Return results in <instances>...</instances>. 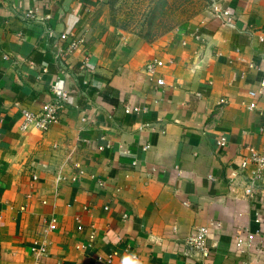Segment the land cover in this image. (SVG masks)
I'll use <instances>...</instances> for the list:
<instances>
[{"label":"crops","instance_id":"crops-1","mask_svg":"<svg viewBox=\"0 0 264 264\" xmlns=\"http://www.w3.org/2000/svg\"><path fill=\"white\" fill-rule=\"evenodd\" d=\"M221 8L147 43L109 25L106 0H0V264H194L184 241L201 226L215 245L203 264H264V227L249 252L233 245L258 230L255 209L264 225V184L250 200L228 179L247 147L264 152V0ZM68 32L85 39L71 53ZM60 76L58 122L20 131Z\"/></svg>","mask_w":264,"mask_h":264},{"label":"built area","instance_id":"built-area-1","mask_svg":"<svg viewBox=\"0 0 264 264\" xmlns=\"http://www.w3.org/2000/svg\"><path fill=\"white\" fill-rule=\"evenodd\" d=\"M231 12L224 10L221 7L214 8L213 16H225L230 17ZM22 17L25 21H36L38 20L37 9H29L23 12ZM41 20V19H40ZM230 20V18H229ZM228 20V21H229ZM48 36H53L51 30L46 31ZM61 41L65 42V53H71L77 50L81 45L85 43L83 35H77L74 32L63 33L59 36ZM3 59H8V57L3 56ZM163 63L161 61H154L146 66V73L153 79L156 75L158 68H161ZM156 85L163 86L164 81L157 79ZM261 87H264V80L260 83ZM52 100L41 106L38 113L31 112L28 109L21 111V123L19 129L22 132L35 129L38 131L45 132L59 120L60 114L65 109L66 105L70 101V93L66 90L65 77H57L51 86ZM258 95L255 92H250L249 96L255 97ZM226 104V100L220 99L217 102V109H221L223 105ZM254 105H251L253 108ZM137 108H127L125 113L138 112ZM227 144L225 137H220L216 139V145L219 148L225 147ZM147 147L143 148L145 151ZM246 154L242 158V161L237 168L229 175V182L231 185L240 183L243 186L244 194L248 199H254L264 184V152L258 151L253 147H247L245 149ZM254 222L259 226L258 230L251 232L248 227H243L240 234L233 239V245L235 250L239 253H247L253 249L255 240L258 235L263 233V220L260 210L255 209L254 211ZM54 223V220L51 221ZM95 238V232L91 230L89 235V241H93ZM185 251L184 256L191 259L194 264H203L206 259L209 258L212 251L215 249V245L208 244V228L205 226L197 227L193 233L186 238L184 241ZM90 246V245H89ZM78 249L80 247H77ZM39 254H45L46 248L44 246L38 247ZM116 253L109 254L104 262L106 264H111ZM135 258V257H133ZM102 262V259L99 260ZM242 264H248L243 262Z\"/></svg>","mask_w":264,"mask_h":264},{"label":"rangeland","instance_id":"rangeland-1","mask_svg":"<svg viewBox=\"0 0 264 264\" xmlns=\"http://www.w3.org/2000/svg\"><path fill=\"white\" fill-rule=\"evenodd\" d=\"M226 0H106L107 22L121 35L151 43L202 25Z\"/></svg>","mask_w":264,"mask_h":264}]
</instances>
